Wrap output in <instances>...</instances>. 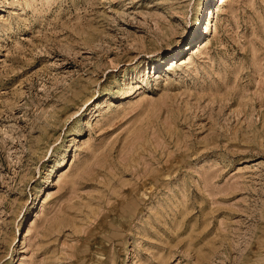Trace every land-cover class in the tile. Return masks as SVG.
Here are the masks:
<instances>
[{
  "label": "rangeland",
  "instance_id": "rangeland-1",
  "mask_svg": "<svg viewBox=\"0 0 264 264\" xmlns=\"http://www.w3.org/2000/svg\"><path fill=\"white\" fill-rule=\"evenodd\" d=\"M15 11L0 264H264V0Z\"/></svg>",
  "mask_w": 264,
  "mask_h": 264
},
{
  "label": "bare ground",
  "instance_id": "bare-ground-1",
  "mask_svg": "<svg viewBox=\"0 0 264 264\" xmlns=\"http://www.w3.org/2000/svg\"><path fill=\"white\" fill-rule=\"evenodd\" d=\"M22 22H24L22 14L19 11L13 12V19H12V23H11L10 28L7 29V31L5 30L6 31L5 35L0 36V54L2 52H5L6 56L8 57L9 54H11L13 48L14 49L18 48V46L20 44L18 36H19V32L21 30ZM0 218H1V216H0ZM1 230H3V229H1Z\"/></svg>",
  "mask_w": 264,
  "mask_h": 264
}]
</instances>
